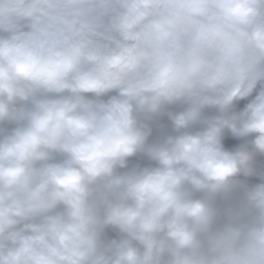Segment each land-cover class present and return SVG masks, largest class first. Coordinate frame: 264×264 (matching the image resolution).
<instances>
[{
	"label": "clouds",
	"instance_id": "1",
	"mask_svg": "<svg viewBox=\"0 0 264 264\" xmlns=\"http://www.w3.org/2000/svg\"><path fill=\"white\" fill-rule=\"evenodd\" d=\"M0 264H264V0H0Z\"/></svg>",
	"mask_w": 264,
	"mask_h": 264
}]
</instances>
